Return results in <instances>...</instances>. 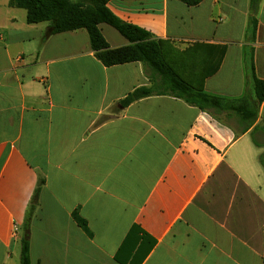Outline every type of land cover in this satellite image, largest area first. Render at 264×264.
I'll return each instance as SVG.
<instances>
[{"label":"crops","instance_id":"crops-1","mask_svg":"<svg viewBox=\"0 0 264 264\" xmlns=\"http://www.w3.org/2000/svg\"><path fill=\"white\" fill-rule=\"evenodd\" d=\"M9 2L0 0V264H20L40 178L31 264H264V101L244 134L235 113L214 118L173 96L123 107L152 85L141 63L104 66L84 29L43 41L46 28ZM108 5L169 41L179 72L210 95L248 94L251 57L264 80V0L254 40L251 0ZM106 27L112 49L129 45ZM219 46L221 67L207 76Z\"/></svg>","mask_w":264,"mask_h":264},{"label":"trees","instance_id":"trees-1","mask_svg":"<svg viewBox=\"0 0 264 264\" xmlns=\"http://www.w3.org/2000/svg\"><path fill=\"white\" fill-rule=\"evenodd\" d=\"M111 0H10L13 8L23 9L27 13L28 24L47 23L43 41L66 32L84 29L88 32L91 48L96 58L106 67L139 62L144 66L146 75L152 82L150 87L136 89L120 103L123 107L141 99L167 95L180 98L191 106L210 113L214 118L224 113H235L245 124L241 134L246 133L258 118L259 107L264 101V80L257 78L253 57L250 58L252 76L251 91L239 99H227L204 92L203 87L195 86L178 68V56L169 41L155 38L144 28L127 22L117 16L109 7ZM189 7H195L204 0H179ZM259 0H251L253 16L250 18L248 36L255 39L258 23L255 14ZM106 24L117 30L129 41V45L112 49L101 32L100 25ZM216 62L207 72L214 75L221 67L226 48L216 47ZM174 53V54H173ZM214 58V57H213ZM45 181L40 178L34 191L21 234L20 264H31L30 225L37 208L41 189ZM77 221L86 227L84 221Z\"/></svg>","mask_w":264,"mask_h":264},{"label":"rangeland","instance_id":"rangeland-1","mask_svg":"<svg viewBox=\"0 0 264 264\" xmlns=\"http://www.w3.org/2000/svg\"><path fill=\"white\" fill-rule=\"evenodd\" d=\"M40 26H43L44 28H46L48 26V24L47 23H42ZM106 28H110L111 30H113L114 32H116V34H119L117 31H115V29H113L112 27H109L108 25H107Z\"/></svg>","mask_w":264,"mask_h":264},{"label":"built area","instance_id":"built-area-1","mask_svg":"<svg viewBox=\"0 0 264 264\" xmlns=\"http://www.w3.org/2000/svg\"><path fill=\"white\" fill-rule=\"evenodd\" d=\"M17 231V230H16Z\"/></svg>","mask_w":264,"mask_h":264}]
</instances>
